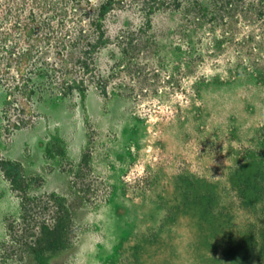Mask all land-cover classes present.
Instances as JSON below:
<instances>
[{"label": "rangeland", "instance_id": "1", "mask_svg": "<svg viewBox=\"0 0 264 264\" xmlns=\"http://www.w3.org/2000/svg\"><path fill=\"white\" fill-rule=\"evenodd\" d=\"M0 264H264V0H0Z\"/></svg>", "mask_w": 264, "mask_h": 264}, {"label": "trees", "instance_id": "2", "mask_svg": "<svg viewBox=\"0 0 264 264\" xmlns=\"http://www.w3.org/2000/svg\"><path fill=\"white\" fill-rule=\"evenodd\" d=\"M41 227H43V226H41ZM41 239H42V238L38 237V241H39V243H40ZM64 242H65V240L62 241V245H63ZM64 244H65V243H64ZM53 245H54V244H53ZM60 245H61V244H60ZM29 246L32 247V249H34L33 251H34V254L36 255V258H38V257L42 254V251H41L42 246L34 245L33 243H31Z\"/></svg>", "mask_w": 264, "mask_h": 264}]
</instances>
